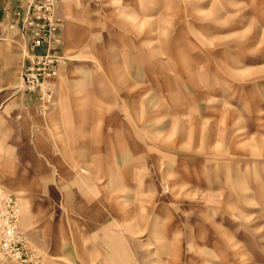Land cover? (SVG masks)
I'll return each instance as SVG.
<instances>
[{"label":"rangeland","instance_id":"obj_1","mask_svg":"<svg viewBox=\"0 0 264 264\" xmlns=\"http://www.w3.org/2000/svg\"><path fill=\"white\" fill-rule=\"evenodd\" d=\"M53 17L0 47V264H264V0Z\"/></svg>","mask_w":264,"mask_h":264},{"label":"built area","instance_id":"obj_2","mask_svg":"<svg viewBox=\"0 0 264 264\" xmlns=\"http://www.w3.org/2000/svg\"><path fill=\"white\" fill-rule=\"evenodd\" d=\"M56 0H27L26 8L19 14L16 19L19 23L8 21L4 27V33H9L18 28L21 32L23 39L28 40L31 48L35 49L47 41H51L54 37V17H53V7ZM42 24V27L38 28V25ZM20 25V27H19ZM3 26V24H0ZM54 28V29H53ZM46 30V31H45ZM5 35V34H4ZM29 66L27 68L26 75H24L25 81L30 88L39 85V76L44 80L45 77L50 76L49 69L50 63L53 62L50 55L45 57H38L34 54L28 56ZM39 62L43 63L44 67L38 65ZM38 66L41 68L39 69ZM43 70V73L39 75L38 71ZM15 225V224H14ZM7 227L4 230L3 238L0 235V249H7L13 241H15L16 228Z\"/></svg>","mask_w":264,"mask_h":264},{"label":"crops","instance_id":"obj_3","mask_svg":"<svg viewBox=\"0 0 264 264\" xmlns=\"http://www.w3.org/2000/svg\"><path fill=\"white\" fill-rule=\"evenodd\" d=\"M26 5H27V0H0V24H3V26H0V47L3 48L4 50H7L9 46H12L14 44V41L11 40V38L17 37L18 35L20 36L21 32L18 28H16L14 31H10L9 33H4V29H2L1 27H4L8 21H12V20L14 22L19 23L16 17L22 13V11L26 8ZM33 52L35 54H43L45 52V46L39 49H35ZM28 100L30 99L26 98V101ZM4 102L5 100L0 97V109ZM107 156L111 157V155H107ZM100 160H101L100 156L95 157L94 159L95 166L98 165L97 167H99Z\"/></svg>","mask_w":264,"mask_h":264}]
</instances>
